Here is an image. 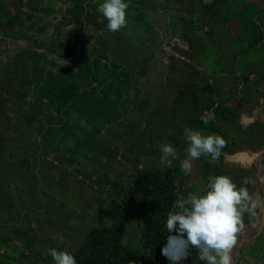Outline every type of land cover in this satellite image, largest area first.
<instances>
[{
    "label": "crops",
    "instance_id": "obj_1",
    "mask_svg": "<svg viewBox=\"0 0 264 264\" xmlns=\"http://www.w3.org/2000/svg\"><path fill=\"white\" fill-rule=\"evenodd\" d=\"M98 2L0 0V29L18 35L0 33V264L73 253L135 163L160 158L166 141L185 157L182 111L236 114L229 131L217 122L226 151L203 172L252 177L249 191L264 196V0H126L114 33ZM193 171L186 186L201 183ZM236 247L232 264L242 249L264 264V209L245 215ZM179 264L204 262L192 248Z\"/></svg>",
    "mask_w": 264,
    "mask_h": 264
},
{
    "label": "clouds",
    "instance_id": "obj_2",
    "mask_svg": "<svg viewBox=\"0 0 264 264\" xmlns=\"http://www.w3.org/2000/svg\"><path fill=\"white\" fill-rule=\"evenodd\" d=\"M128 8L126 0H102L98 2L97 11L106 19L107 30L114 33L127 26ZM212 118L210 113L203 122L207 124ZM183 136L187 144L185 157L179 158L173 144L164 143L160 162L171 166L174 160H179V169L184 175L191 173L192 161L201 157L218 160L227 146L226 139L214 132L204 134L185 127ZM259 179L264 183V177ZM255 183L252 177H245L237 185L229 175H210L203 187L186 196L179 195L173 209L167 213V243L161 248V254L170 264H179L194 248L204 264H232L238 235L245 228V215L256 217L258 210L264 209V196L247 187ZM48 254L54 264H77L74 254L68 250L52 248Z\"/></svg>",
    "mask_w": 264,
    "mask_h": 264
},
{
    "label": "trees",
    "instance_id": "obj_3",
    "mask_svg": "<svg viewBox=\"0 0 264 264\" xmlns=\"http://www.w3.org/2000/svg\"><path fill=\"white\" fill-rule=\"evenodd\" d=\"M172 167L138 174L123 199L103 206L105 219H118L116 227L95 226L73 252L77 264H158L164 258L161 248L167 243V213L178 196ZM132 217L139 227L138 246L123 242L124 222Z\"/></svg>",
    "mask_w": 264,
    "mask_h": 264
},
{
    "label": "rangeland",
    "instance_id": "obj_4",
    "mask_svg": "<svg viewBox=\"0 0 264 264\" xmlns=\"http://www.w3.org/2000/svg\"><path fill=\"white\" fill-rule=\"evenodd\" d=\"M2 20H6V17L2 16ZM9 25L10 24H8V28H9ZM7 31H9V29L5 28L4 29V34H3L2 33V30L0 29V33H2L1 36L4 37V38H6V39H11V37L9 35H7ZM16 36H18V35L16 34ZM16 36L13 35L12 38L14 39V37H16ZM22 38L24 40V37H22ZM16 39H19V38L17 37ZM217 44L214 45V49L217 47ZM9 62L10 63L14 62V59L13 58L9 59ZM254 84H256V82ZM1 85H2V82H0V88H1ZM256 92H257V89H256ZM249 101H251V100H249ZM227 111H228V109L225 111V113ZM229 112L233 114L232 111H229ZM210 113H211V111L209 109H207L204 112V116L203 117H207L208 118V115ZM216 114H217V112H216ZM226 114L227 115H225V116H223V115L217 116L218 119H217V121H215V115L213 113L212 114V117L213 118L210 119L209 122L206 124V126H207L206 127V131H207V133H208V130H212L211 132L220 134L219 133V123L221 124V122L224 124V127L223 128L225 129V131H229V128L231 127L230 126V122H228L226 120L229 119L232 116H235L236 114H234L232 116H228L229 113H226ZM181 115L184 117L183 120L186 123V125L184 127H190V125L188 123L189 122V118L193 120L194 124H197L198 122H202L203 123V121H204V118H202V116L200 115V113L198 111H196V113H194L193 115L190 113V111H187V114L182 111L181 112ZM227 116H228V118H227ZM217 122H219V123H217ZM223 124H222V126H223ZM225 124H228L229 127H227V125H225ZM170 133L172 135L173 131H171ZM165 138L167 139V136ZM166 143H172V142L166 141ZM222 151L225 152L226 151V147ZM222 154H223V152L221 153V158H222ZM160 156H161V153H160L159 157ZM207 158L206 157H201L200 159L196 160L197 162H193L192 163L193 164L192 170H194L193 172L196 171L195 172L196 173V179L199 180L201 183H199V184L198 183L197 184H195V183L193 184L192 183L191 184V182L190 183L187 182L188 183V186H186V184H184L185 181H189V178H187L188 175L185 178V175L180 171L179 166H177L178 163L173 162L171 166H167V165H164V164H162L160 162V158H158L156 160L153 159L154 161L149 160V159L147 161H145L144 158H141L140 159V164H139V162H137L138 164L135 163L134 164L135 166L127 173L128 175L127 176H124L122 178V187H123L122 188V192H121L122 195L119 197V199H115V200H117L118 203H120L121 205H125L126 202L123 203L122 201H123V199L125 200V196H126V193L128 191V188H129V186H131L133 184V182H135V179H136V177H137L138 174L147 173V172H151V171L163 170L164 168H167V167H172L174 169V172H175V176H174L175 179H173L174 188L178 189V193L180 195H185L186 196L189 192H191L193 190H196L198 188L203 187L206 184V182H207V178L211 175V174L208 173V175L206 176L205 174H207V173H204L203 171L204 170L210 171L211 167L212 166L214 167L215 161L217 162V160L212 161L210 164H207V161L210 162V160L207 159ZM208 168H210V169H208ZM263 173H264V168H263V172L260 173V174H263ZM212 174H214V171H213ZM192 181H194V180L192 179ZM111 200H113V199H108L107 201H105L104 202V205H107ZM130 218H132V217H130ZM117 223H118V219H108L107 220V219H105L102 216V220H101L100 223L98 222L97 224L91 225L90 227H92V226H112V227H116ZM138 226L136 225V221L134 220V218H133V221L131 223H129V225L127 226V230H126L125 225H124L123 242L127 246H135V247L138 246L139 231H140ZM27 231H28V233L30 235H35L36 234V229L35 228L34 229L27 228ZM34 238L36 240H39L40 242H45L47 240V241H50V244L51 243L58 244V242L56 240H54V239L51 240V237L47 233H44L42 231L39 234L35 235ZM247 249H251L249 243H248ZM234 250H237L238 251L239 249H238V247H236V248H234ZM243 250L244 249H242V251ZM242 251H241V258L243 259L244 264H258V262L260 261V255L261 254H259L256 257L255 261H254V260H250L247 257L245 258ZM263 256H264V254L262 253V257ZM45 259L47 261V258H45ZM165 259H166V257L162 258L158 262V264H164V260ZM31 262L33 263V260L32 259H31Z\"/></svg>",
    "mask_w": 264,
    "mask_h": 264
},
{
    "label": "water",
    "instance_id": "obj_5",
    "mask_svg": "<svg viewBox=\"0 0 264 264\" xmlns=\"http://www.w3.org/2000/svg\"><path fill=\"white\" fill-rule=\"evenodd\" d=\"M0 24H5V22L4 23H0ZM6 27L8 28V24L6 25ZM2 33L4 34V31L3 30H2ZM7 35H9L12 38L11 31H7Z\"/></svg>",
    "mask_w": 264,
    "mask_h": 264
},
{
    "label": "flooded vegetation",
    "instance_id": "obj_6",
    "mask_svg": "<svg viewBox=\"0 0 264 264\" xmlns=\"http://www.w3.org/2000/svg\"><path fill=\"white\" fill-rule=\"evenodd\" d=\"M7 63V62H6ZM8 63H9V61H8Z\"/></svg>",
    "mask_w": 264,
    "mask_h": 264
}]
</instances>
